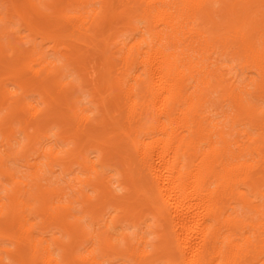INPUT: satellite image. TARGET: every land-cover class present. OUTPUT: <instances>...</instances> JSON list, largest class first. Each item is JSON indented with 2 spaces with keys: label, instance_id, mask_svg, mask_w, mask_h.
I'll return each instance as SVG.
<instances>
[{
  "label": "bare ground",
  "instance_id": "bare-ground-1",
  "mask_svg": "<svg viewBox=\"0 0 264 264\" xmlns=\"http://www.w3.org/2000/svg\"><path fill=\"white\" fill-rule=\"evenodd\" d=\"M6 1L0 264H264V0Z\"/></svg>",
  "mask_w": 264,
  "mask_h": 264
},
{
  "label": "rangeland",
  "instance_id": "rangeland-1",
  "mask_svg": "<svg viewBox=\"0 0 264 264\" xmlns=\"http://www.w3.org/2000/svg\"><path fill=\"white\" fill-rule=\"evenodd\" d=\"M4 1H6V0H0V3H1V4H0V7H1L2 4H3V6H4V4H5L4 7H6V5H7L8 3H7V1H6V3H5ZM3 2H4V3H3ZM4 7H3V9H4ZM17 29H18V31H19L20 33L18 32V33H19V34H18L17 32H14V34H13L14 36L25 35V34H26V32L24 31L25 29L23 28V26H20V27H18ZM42 36H44V33L41 35V37H42ZM39 37H40V36H39ZM39 37L36 36V39H37L38 42L41 41V37H40V38H39ZM20 42H21V41H20ZM21 43H22V42H21ZM21 43H20V45L23 46V49H27V48H28L29 45H28L27 43H24V42H23L22 44H21ZM42 44H43V49H44L45 51H47V49H49V43L45 40ZM90 58H91V59H90ZM91 61H92V62H91ZM93 61H94V60L92 59V56L86 58L85 61H84L85 70H86V71L84 70V72H85V77H87V79H88V80H87L88 82H90V81L92 82V81H93L92 76L95 75V77H97L96 74H94V75H92V74L95 73V72H96V73L98 72V71H96V70H98V67H99L98 65H99V64H98V65L95 64V66H94V63H95V62H93ZM91 65H92V67H91ZM96 66H97V67H96ZM87 68H88V70H90V71H87ZM93 68H94V69H93ZM95 69H96V70H95ZM93 71H94V72H93ZM86 72H88V73H86ZM88 74H90V75H88ZM88 77H90V78H88ZM90 79H92V80H90ZM97 79H98V78H97ZM89 80H90V81H89ZM11 85H12V84L9 85V88H10V89H12V87H13V86L11 87ZM85 97H86V96H84L83 98H85ZM4 112H5V111L2 110L0 114H3ZM50 134H51V132H50L48 135L50 136ZM17 137H18V138H17L18 140H20V141L22 140V135H21V134L18 135V133H17ZM3 141H4V140H3V137L0 135V155L6 158V152H7V151H6V147H5V146H2ZM46 142H47V141H45L44 143H46ZM36 156H37V155L35 154V156H32V158L30 157V158L32 159V160H31V159L29 158V159H30V162H31V161L33 162L34 158L37 159L38 156H37V157H36ZM7 163H8L9 167H10L12 170H15V171H19V170H20L21 173H23V174H25V172L27 171L24 167H22V166L20 165V162L18 163V162L12 161V160H8ZM53 169L57 172V174L55 173V175H58V174H59V173H58L59 170H58L57 168H55V167H54ZM21 173L19 172V175H21ZM111 173H112V172H111ZM66 178H68V177H66ZM5 184H6V183H5ZM6 186H8V185H6ZM131 230H132L131 228H128V231H131ZM0 247H1V248H4V247L11 248L12 246H11L6 240H0Z\"/></svg>",
  "mask_w": 264,
  "mask_h": 264
}]
</instances>
